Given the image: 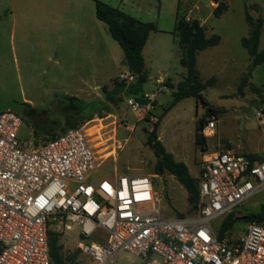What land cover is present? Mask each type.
Masks as SVG:
<instances>
[{"label": "rangeland", "instance_id": "374dc122", "mask_svg": "<svg viewBox=\"0 0 264 264\" xmlns=\"http://www.w3.org/2000/svg\"><path fill=\"white\" fill-rule=\"evenodd\" d=\"M5 1V5H0L1 10L8 8V1ZM98 1L118 8L121 0ZM159 1L163 10L160 15L156 10L151 13L155 18L152 22L158 27L156 20L160 16L159 26L168 28L172 26L170 9L173 0H127L128 9L123 12H130L128 15L147 22L153 17L149 16L151 14L141 15L137 5L149 8L155 4L156 7ZM41 3L42 7L51 9L48 12L49 28L53 30L42 42L40 35L46 32H40L38 28L36 30L29 25H25L23 29L14 27L10 13L0 15V111L17 109L23 113V109L29 106L31 111L27 119L24 117L20 136L31 135L39 140L44 139V135L36 136L34 129H39L49 120L61 121L62 118L55 112L46 114L40 111L51 112L66 97H76L87 104L100 101L101 108H97L91 118L80 125L86 130L98 157L102 159V164L91 176V184L95 185V182L102 179L110 180L115 172L131 176L152 175L154 190L161 196L159 208L163 215L170 218H190L197 210L188 201V194L183 187L167 171L162 175L155 174L156 158L147 145L148 135L155 130L165 150L176 161L183 162L194 178L198 177L201 159L214 152L219 143L222 145L228 142L237 152H245V148L256 145L257 140L260 144L264 143V124L255 116L256 111L264 110V63L252 65V58L240 45V39L248 34L246 10L253 18L259 15L264 18V0H230L226 14L218 18L212 16L206 21V33L220 34L223 38V50L234 58L230 63L210 64L208 51H214L210 50L213 48L202 50L197 56L202 79L215 78L213 86L208 87L203 96L208 106L218 111L216 116H212L207 107L196 104L192 97L179 101L167 110L175 88L164 89L157 80H165L164 85H176L185 70L179 62L176 36L166 33L151 36L142 52L148 74L142 92H155L157 95L154 109L143 118H137L131 112L124 90L114 99L108 100V94L116 84L126 86L125 81L119 82L117 78L120 73H125L123 52L106 26L96 19L94 9L91 7L89 14L85 13L83 17L74 11V1L65 3L64 0H59L56 4L59 9L57 13H52L53 5L50 6V3L44 0ZM253 3L261 6L260 12L247 9ZM90 19L99 25L96 29L90 24ZM85 29L92 36L96 33L94 38L89 33L83 36ZM54 30L63 34L69 40V45L58 41ZM171 30L174 33L175 26ZM263 47L264 25L258 50L261 51ZM245 76L248 81L241 92H238V86ZM203 117L205 120L215 119L216 135L204 137L203 144H200L197 141L199 131L196 127ZM246 137L252 139L247 140ZM235 145L240 147L235 148ZM262 206L264 207V191L253 194L231 213L234 217H242L257 213ZM224 218L216 219L214 227L219 230ZM247 224L236 221L227 235H239ZM51 231L60 234L59 242L63 253L72 254L75 251L80 238L77 227L65 230L54 225L51 226ZM114 264H140V259L127 252H120Z\"/></svg>", "mask_w": 264, "mask_h": 264}, {"label": "built area", "instance_id": "2783aa9c", "mask_svg": "<svg viewBox=\"0 0 264 264\" xmlns=\"http://www.w3.org/2000/svg\"><path fill=\"white\" fill-rule=\"evenodd\" d=\"M134 79L130 71L118 78L126 86ZM156 95L126 103L143 118ZM255 116L264 117V110ZM23 123L19 113L0 111V264H52L48 231L54 225L79 229V264H114L120 252L140 264H264L263 225L250 222L239 235L221 239L214 227L216 219L264 191V158L219 143L199 163L195 215L170 218L159 208L152 175L117 173L90 183L102 159L84 127L36 140L20 136ZM215 129L212 118L199 133L214 137Z\"/></svg>", "mask_w": 264, "mask_h": 264}, {"label": "trees", "instance_id": "16d2710c", "mask_svg": "<svg viewBox=\"0 0 264 264\" xmlns=\"http://www.w3.org/2000/svg\"><path fill=\"white\" fill-rule=\"evenodd\" d=\"M95 16L102 22L110 36L117 42L123 52V62L128 71H130L135 79L132 83L124 87L123 84H116L108 94V100H112L115 96L124 90L127 98L140 99L143 97L142 86L148 80V74L145 69L142 50L146 44L148 36L151 33L157 32L158 28L154 22H143L134 18L118 8L109 6L101 1L94 0ZM247 9L259 10L257 4H251ZM225 10V5L220 3L214 11L217 16ZM245 22L248 25V35L243 37L240 41L241 46L246 50L248 55L252 58V65L264 63V48L259 51V39L262 27L264 25V18L261 16L253 18L249 12L245 13ZM177 38V44L180 53V65L184 68L185 74L175 87L167 83L170 88H175L172 92V100L169 103L167 110L174 107L179 101L192 97L196 104L207 107L212 116H216L218 111L208 106L203 92L213 86L215 78L203 80L197 68V55L200 51L219 44L220 38L217 35L207 37L205 28L200 25L196 19H186L185 16L176 17L175 30L173 33ZM247 77H243L239 86L238 92H241L243 86L247 83ZM264 103V97L263 101ZM100 101H91L89 104L76 97H66L62 104H58L51 112L40 111L46 114L55 112L61 115L59 119L49 120L45 125H41L39 129H34L37 135H44V139L52 138L60 132L69 129L78 128L80 125L89 120L96 112L97 108H101ZM31 108L25 107L23 113L19 110L15 112L24 117L29 116ZM38 112V111H35ZM25 115V116H23ZM209 116V115H207ZM207 121L204 117L199 120L200 126L196 127L199 131L201 126ZM157 125H155L156 127ZM60 129V130H59ZM197 141L203 144L204 137L197 136ZM147 145L153 150L156 163L154 172L156 175H162L164 171L172 175L183 189L188 194V201L197 210L199 196H198V178H194L189 174L187 166L180 161H176L172 154L167 152L162 143L157 138L155 130H153L147 138ZM252 159L260 158L254 154H247ZM263 159V158H260ZM236 221H243L245 223L255 222L264 226V207L262 206L257 213H250L242 217H234L232 213L228 214L219 226V238L221 239L233 227ZM59 233H53L51 229L48 231V245L49 257L52 264H79L80 255L77 250L72 254H65L62 251V245L59 242Z\"/></svg>", "mask_w": 264, "mask_h": 264}, {"label": "crops", "instance_id": "0c3cea01", "mask_svg": "<svg viewBox=\"0 0 264 264\" xmlns=\"http://www.w3.org/2000/svg\"><path fill=\"white\" fill-rule=\"evenodd\" d=\"M7 1H8V4H7L8 8L4 9V10L0 9V15H1V13H3V15H5V13H10V17L12 19V25L14 27H18V28H22L23 29V28H25L24 27L25 25L26 26L29 25V26L34 27L36 30L38 28L39 29L38 31H40V32L41 31L42 32H46L45 34L40 35V39H41L40 42H42L43 40H45L46 38L49 37V34L53 31V30H50V28H49V14H48V12L51 11V9L47 10L46 8L42 7L41 1H43V0H7ZM44 1L50 3V6L53 5L52 13H57L59 11V9L56 8V4L59 2V0H44ZM64 1H65V3H70L72 1H74L75 5H76L74 11L77 12V13H80L83 17L85 16V13L89 14V12L91 11V7H92V9H94L93 13L95 15V3H94V0H64ZM5 3H6L5 0H0V5H5ZM220 3H223L225 5V10L223 12H221L219 15L216 16L214 14V11L216 10V8L219 6ZM229 3H230V0H173L172 1V6H171V9H170V13H171L170 15H171V18H172L171 21H170V25L172 23V26H168V28H162L161 26H159L160 25L159 24L160 23V18H159L160 16H158L157 20H156L157 23H158V27H157L158 31L154 32V33H151L148 36V39H147L146 43L151 38V36H153V35H155L157 33H166V34H169L170 36H172L173 33L171 32L172 31L171 29H173V27L176 24L177 15L185 16L186 19H196V20H198L200 25H202L205 28V34H206L207 37H210V36H213V35L219 36V38H220L219 44L216 45V46H212V47L207 48V49L213 48V49H210V50H214V51H208V55L210 57V62L209 63L210 64H214L216 62H220L221 64L230 63L231 60L232 61L234 60V58H233V56L231 54H229L228 52L223 50L224 49V47L222 46L223 38L221 37V35L218 34V33H212V34L208 35L206 33L207 32V30H206V21L212 16H214L215 18H218V17L226 14L228 12ZM127 4H128L127 0H121L119 2V4H118V8L121 11H127V9H128ZM253 4H257V3H253ZM157 5L158 6L155 7V4H152V7H149V8H144L143 7L144 5H140V4H138L137 6L141 9V10L139 9V11H141V15H145V14L149 15V14L153 13V11H155V10L157 11V14L160 15L162 13V10H163L161 1H159V3ZM258 7H259V10H257L256 12H260V10H261V6L258 5ZM204 10H206V11H204ZM249 10H251V9H249ZM127 13L130 14V12H127ZM203 15H206V16L202 17ZM149 16L153 17V18H152V20H147V22L154 21L153 20V19H155L154 16H152V14L149 15ZM143 22H145V21H143ZM90 24L94 25L95 29H96L97 26H99V25H97V23H95L91 19H90ZM70 25H72V24H70ZM164 25H167V23L164 22ZM54 31L57 32L58 41L63 42L66 46L69 45V43H68L69 40L63 34H61L58 30H54ZM84 31L85 32H84L83 36H86L89 33L90 37L94 38V36L96 34V33H94V35L92 36L90 34V32H88L86 29ZM260 36H261V34H260ZM244 37H246V36H244ZM241 39H240V41H241ZM259 41H260V39H259ZM142 52H143V50H142ZM221 58H223V60ZM224 58H227V59H224ZM217 59H219V60H217ZM123 64H124V62H123ZM144 64H145V62H144ZM124 67H125L124 71L125 72L128 71V69H127L125 64H124ZM197 68H198V66H197ZM124 71H122V72H124ZM120 74H119V76H120ZM119 76L117 78H119ZM164 81L165 80H157V82L164 89H166V88L167 89H171V90L174 89V88H170L167 83H165V85H164ZM166 81H167V79H166ZM170 85L173 86V87L176 86L173 83L172 84L170 83ZM256 119L260 123L264 124V117H261V118H257L256 117ZM246 139L248 140V139H252V138L246 137ZM223 144L228 149L237 152L234 148L231 147V145L228 142H224ZM239 147H238V145H235V148H239ZM245 149H246L245 152H238V153L254 154V155L259 156L260 158H264L263 157L264 156V143L263 142H261V144H260L258 142V140H257V144L256 145H248V147L245 148ZM248 150H250V152H247ZM116 174L117 173L115 172L113 177H110V179H113Z\"/></svg>", "mask_w": 264, "mask_h": 264}, {"label": "water", "instance_id": "95a60500", "mask_svg": "<svg viewBox=\"0 0 264 264\" xmlns=\"http://www.w3.org/2000/svg\"><path fill=\"white\" fill-rule=\"evenodd\" d=\"M141 104H144V102L141 101ZM198 126H200V124H198ZM199 131H200V130H199ZM198 136H199V137H202L200 133L198 134Z\"/></svg>", "mask_w": 264, "mask_h": 264}, {"label": "bare ground", "instance_id": "6f19581e", "mask_svg": "<svg viewBox=\"0 0 264 264\" xmlns=\"http://www.w3.org/2000/svg\"><path fill=\"white\" fill-rule=\"evenodd\" d=\"M92 238H93V239H96V237H95V236H92Z\"/></svg>", "mask_w": 264, "mask_h": 264}]
</instances>
